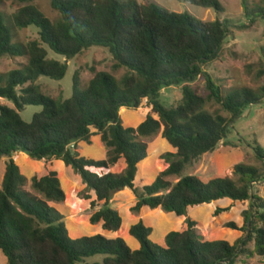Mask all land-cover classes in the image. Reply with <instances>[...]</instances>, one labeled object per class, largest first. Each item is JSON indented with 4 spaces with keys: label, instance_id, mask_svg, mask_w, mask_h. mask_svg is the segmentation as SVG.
<instances>
[{
    "label": "trees",
    "instance_id": "obj_1",
    "mask_svg": "<svg viewBox=\"0 0 264 264\" xmlns=\"http://www.w3.org/2000/svg\"><path fill=\"white\" fill-rule=\"evenodd\" d=\"M3 0H0V5ZM21 7L13 16L15 28L36 27L39 40L23 46L13 43L11 32L0 13V58H26L25 72L12 70L0 75V99L14 108L0 106V159L7 158L0 190V252L7 264H80L103 256L96 264H236L239 257L260 258L264 264V199L255 194V184L264 175L249 166H237L234 176L212 177L203 181L184 176L186 168L202 156L214 152L228 139L233 123L253 106L264 104L260 94L249 89L227 93L203 68L219 58L230 33L231 22L219 19L196 22L188 14H170L151 0H48L59 20L53 22L36 7L34 0H11ZM203 9L223 12L220 0H176ZM246 19L264 17V8L251 10L242 3ZM50 51L68 61L93 47L107 50L114 69L127 73L118 81L106 72L96 73L83 89L80 74L73 77V94L56 101L37 85L40 78L61 81L68 70L65 62L48 58ZM203 77L207 97L200 96L188 83ZM182 100L175 107L161 101V90L181 86ZM220 113L205 110L208 103ZM27 106L42 107L31 122L20 111ZM140 112L137 128L125 127L121 109ZM161 135L171 153L166 170L153 182L142 165L150 157L141 141ZM99 138L109 151L107 160L78 155L70 147ZM257 160L264 161V148L256 146ZM24 153L36 161H62L81 179L88 193L95 196L91 225H101L108 233L122 229L121 215L110 207L112 195L129 192L136 198L132 212L162 210L176 219L208 205L214 216L230 215L239 205L242 223L225 227L242 233L235 242L211 241L200 237L197 224L187 219L185 229L170 232L162 245L152 242V229L141 222L129 234L139 248L131 249L123 239L98 234L73 239L64 217L50 204L65 201L56 172L27 179L12 159ZM123 168L118 173L112 169ZM180 177L171 185L169 177ZM86 200L91 196L86 195ZM253 249L249 250V244Z\"/></svg>",
    "mask_w": 264,
    "mask_h": 264
},
{
    "label": "rangeland",
    "instance_id": "obj_2",
    "mask_svg": "<svg viewBox=\"0 0 264 264\" xmlns=\"http://www.w3.org/2000/svg\"><path fill=\"white\" fill-rule=\"evenodd\" d=\"M139 4H145L147 0H136ZM245 1L251 10L264 8V0H220L223 7L221 14L212 9H203L176 0H151L157 7L170 14H188L196 22H213L217 19L231 22L230 33L223 45L220 56L215 61L204 66V72L208 73L215 82L220 85L224 92L232 90L249 89L260 94L264 88V17L253 20L246 19L243 8ZM36 7L46 18L56 22L59 15L54 12L48 0H34ZM21 6L11 0H3L0 5V13L5 25L11 32L14 44L27 45L29 42L39 40V30L29 27L24 30L15 28L13 16ZM48 58L65 62L68 66L67 73L61 81H53L48 78H40L37 85L41 91L56 101L69 99L73 94V77L76 72L80 74L81 87L84 89L99 72H106L120 81L127 71L125 69H114L115 62L109 52L103 48L93 47L83 52L76 58L68 61L65 58L50 51ZM26 58H0V75H6L12 70L25 72ZM200 96L206 98L208 93L205 88V80L199 77L188 83ZM181 86H172L161 90V101L166 107H175L182 100ZM0 106L14 108V105L4 99H0ZM205 110L211 114L220 113V107L213 102L207 104ZM42 111V107L27 106L20 111L22 119L29 123L34 114ZM120 118L125 127L137 128L141 123L140 112L134 108L121 109ZM147 144L150 157L142 165L148 176V183H153L165 170L164 157L171 153L170 148L161 139L160 133L150 138L141 139ZM264 148V104L251 107L242 118L233 123V131L227 140L222 142L217 149L202 156L188 166L181 177L193 176L203 181L212 177L226 175L230 179L237 180L234 176L235 168L239 165L254 167L264 175V161L256 158L254 148ZM73 153L78 155H89L96 160H107L108 149L99 138L92 139L89 143H75L70 147ZM12 159L19 167L21 173L27 179L26 190L35 194L31 189L33 177H43L50 172H56L61 188L65 194V201L59 204H50L63 217L71 238L76 239L84 236L101 234L109 239L121 238L131 249H138V243L129 234L130 228L138 223L152 229V242L162 245L165 237L170 232L183 231L186 227L185 221L190 219L197 224V233L200 237L211 241H229L235 243L242 233L234 232L225 226L230 222L242 223L241 214L248 209V204L239 205L230 215L216 218L215 207H205L189 211L187 218L176 219L162 210L132 212L136 204V198L129 192L120 191L112 195L110 207L117 211L123 220L122 229L113 234L104 232L101 225H91L90 217L98 210L92 208L91 202L95 200L92 193L85 190L80 177L62 161L50 159L36 161L24 153H14ZM8 159H0V190L6 170ZM122 172L123 168L112 169ZM180 177L174 176L166 179L171 185L176 184ZM255 194L264 199V182L255 184ZM86 195L91 200H86ZM249 250L253 249V243L249 244ZM103 256H95L86 259L80 264L102 263ZM0 264H7L6 258L0 252ZM236 264H263L260 258L254 256L251 259L239 257Z\"/></svg>",
    "mask_w": 264,
    "mask_h": 264
}]
</instances>
